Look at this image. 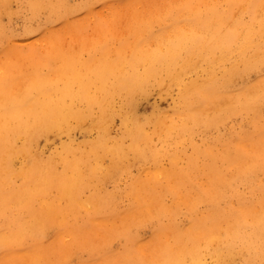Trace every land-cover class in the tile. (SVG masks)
I'll return each mask as SVG.
<instances>
[{
    "label": "bare ground",
    "instance_id": "bare-ground-1",
    "mask_svg": "<svg viewBox=\"0 0 264 264\" xmlns=\"http://www.w3.org/2000/svg\"><path fill=\"white\" fill-rule=\"evenodd\" d=\"M21 13L37 25L15 33L5 19ZM119 14L129 36L70 57L66 35ZM154 93L168 109L139 115ZM130 155L144 173L102 190ZM79 250L94 258L80 264H264V0H0V264Z\"/></svg>",
    "mask_w": 264,
    "mask_h": 264
},
{
    "label": "rangeland",
    "instance_id": "rangeland-1",
    "mask_svg": "<svg viewBox=\"0 0 264 264\" xmlns=\"http://www.w3.org/2000/svg\"><path fill=\"white\" fill-rule=\"evenodd\" d=\"M78 1V0H75ZM153 6V5H152ZM102 12V15L108 13V9H104L101 6H98ZM156 8H158L157 12H161L162 10V4H157ZM138 12V13H137ZM137 12L135 11L136 16L132 17V22H137V24L142 23L144 20H146L151 15V9L147 5H137ZM37 21H31L28 18V15L26 13H21L18 15H15L11 20L5 19V23L8 26L9 30L20 33L22 30L28 26L29 24L37 25ZM86 23V21H83ZM87 24L89 27L87 28L89 31L85 34V36H75L74 33L71 35H66V37L63 38V40L66 42L67 45L74 46L73 51H71L70 57L77 60L84 59L87 60L90 56L94 54L93 49L89 48H82L89 42H93L95 45L101 42H105V40H118L122 37H127L132 33L133 27H131L130 22L127 17L121 18L120 14L117 17H103L102 21H97L95 19H92L90 21H87ZM35 37V36H34ZM66 57V56H65ZM177 91L175 90V93ZM136 107L135 111L139 115H150L152 114L156 109L162 108V109H168V107L171 104V98L170 97H162L157 93H154L152 95H146V96H140L136 100ZM120 120L119 118L114 121L113 124V130L114 134L119 129ZM212 135H215V132L211 133ZM96 136L95 132H87L86 130H78L74 134H72V137H74L78 141L87 140L89 138H94ZM62 140L69 139V136L66 134H62L61 136ZM201 137L198 136L197 140L200 143ZM60 138H54L50 140H40L39 145L40 147L47 152V154L51 151V148L54 143L59 144ZM53 142V144H51ZM131 158V163L128 169L125 168V166L120 170L119 173L114 175L106 184L101 185L102 190L106 191H112L114 189H125L128 184H132V182L142 175L144 173L143 168L145 167L144 164H137L131 167L132 164H134L136 161H134L133 156H129ZM110 160L107 158L105 160V165L107 166L109 164ZM150 167V164H146V168ZM153 179L152 186L150 187L151 190L156 189L157 186L160 184V181L158 178L151 176ZM156 185H154V183ZM89 192H87L88 194ZM132 207V200L130 201L128 198H123L119 203H117L116 209L117 210H123V209H130ZM201 207L205 209L207 207L206 204H202ZM179 220L184 224H188V217L185 214H181L179 216ZM135 232H138L142 237L149 238L152 235V228L145 227L140 230L134 229ZM112 250L113 251H120L125 241L124 239H114L112 242ZM77 256L72 259L71 264H80V263H87L90 262L93 259H90V255L85 250H79L77 251Z\"/></svg>",
    "mask_w": 264,
    "mask_h": 264
}]
</instances>
